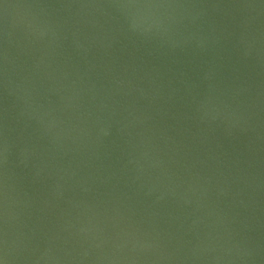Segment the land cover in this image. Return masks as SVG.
<instances>
[{"label": "water", "instance_id": "1", "mask_svg": "<svg viewBox=\"0 0 264 264\" xmlns=\"http://www.w3.org/2000/svg\"><path fill=\"white\" fill-rule=\"evenodd\" d=\"M0 264H264V0H0Z\"/></svg>", "mask_w": 264, "mask_h": 264}]
</instances>
